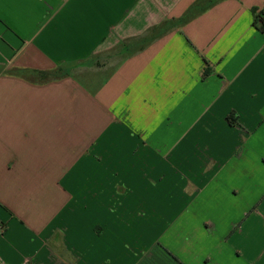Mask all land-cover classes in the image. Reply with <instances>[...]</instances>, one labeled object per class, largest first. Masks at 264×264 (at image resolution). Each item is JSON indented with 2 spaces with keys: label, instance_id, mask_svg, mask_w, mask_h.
<instances>
[{
  "label": "crops",
  "instance_id": "1",
  "mask_svg": "<svg viewBox=\"0 0 264 264\" xmlns=\"http://www.w3.org/2000/svg\"><path fill=\"white\" fill-rule=\"evenodd\" d=\"M196 1L0 0V264H264V0L128 54Z\"/></svg>",
  "mask_w": 264,
  "mask_h": 264
},
{
  "label": "trees",
  "instance_id": "2",
  "mask_svg": "<svg viewBox=\"0 0 264 264\" xmlns=\"http://www.w3.org/2000/svg\"><path fill=\"white\" fill-rule=\"evenodd\" d=\"M219 1L221 0H197L181 17L164 20L161 23L153 27H150L140 36L133 38V41L135 42L134 45L136 46L134 48L135 51H131L128 54H133L142 51L151 43L171 33L172 31L179 29L180 27L185 25L188 21H190L192 18L196 17L201 12H203L204 10H206L207 8L211 7L212 5L216 4ZM252 14H253V20H252L253 27L262 34H264V6L260 10H253ZM62 70L63 69L61 67H58L50 72L34 71L32 72V75H37V78H39L38 81L48 82L64 77ZM205 75L206 74H203V77ZM227 121L230 124H233L235 122V118L230 115L227 117Z\"/></svg>",
  "mask_w": 264,
  "mask_h": 264
},
{
  "label": "rangeland",
  "instance_id": "3",
  "mask_svg": "<svg viewBox=\"0 0 264 264\" xmlns=\"http://www.w3.org/2000/svg\"><path fill=\"white\" fill-rule=\"evenodd\" d=\"M58 68V67H57ZM63 71V75L65 76L66 75V72H65V70H62Z\"/></svg>",
  "mask_w": 264,
  "mask_h": 264
}]
</instances>
